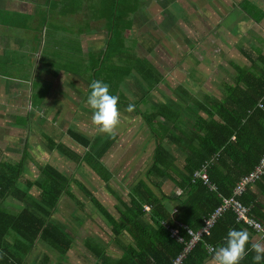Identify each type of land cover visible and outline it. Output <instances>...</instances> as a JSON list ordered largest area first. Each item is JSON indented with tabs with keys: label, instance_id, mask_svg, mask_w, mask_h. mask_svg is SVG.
I'll return each instance as SVG.
<instances>
[{
	"label": "trees",
	"instance_id": "trees-1",
	"mask_svg": "<svg viewBox=\"0 0 264 264\" xmlns=\"http://www.w3.org/2000/svg\"><path fill=\"white\" fill-rule=\"evenodd\" d=\"M60 1L63 2L61 8L68 14L81 11L89 15L91 21L104 20L108 28L118 32L115 37L119 38L131 30L132 23L128 24L126 18L143 6V0ZM108 49L101 56L103 61L111 54H116L113 50L118 48L111 45ZM119 58L123 59V63L114 68H107L101 61L96 67H91L94 68L90 71L91 81L101 79L108 83L110 92L119 97L120 113L122 110L131 112L152 131L156 147L152 163L145 174L150 186L139 182L133 188L128 202L122 203L125 211L119 212L121 217L117 221L90 190L83 189L84 185L75 176H69L49 163L34 162L36 171H33L28 144L19 151L18 157L0 158V264H27L37 241L50 248V251H56L62 261H67L66 254L74 243L52 219L59 211L62 199L77 200L74 188L82 189L91 199L92 212H85L87 216L90 217L96 208L111 223L112 235L123 236L125 240L123 243V240L115 237L119 250L112 253L119 251L121 254L117 257L109 254L108 244L101 241L94 244L89 240L86 250L88 264H171L183 251L189 236L181 230L179 236L184 242L180 243L171 238L170 229L176 227L177 223L194 231L201 229L204 221L221 205L222 199L232 197L239 180L253 171L264 156L263 53L251 57V66L234 65V82L222 86L221 96L200 100L181 87H169L180 97L179 101H173L172 104H168L171 100L167 104H154L150 100L152 92L159 91L163 78L156 69L149 68L148 61L136 55L133 57L132 53L125 50L119 51ZM127 81L131 84H127ZM132 86L137 88V94H128ZM31 103L32 108L40 111L42 99H33ZM129 104L134 105L132 111L126 110ZM181 105L183 108H180ZM31 114L12 115L15 125L23 127L27 134L35 123ZM48 114L47 111L41 116L44 123L47 122ZM81 117L76 115V118ZM124 121L120 115L119 123ZM58 129L61 131L62 128ZM93 131H98V128L94 126ZM67 134L89 148L94 158H103L117 140L115 134L99 136V133H95L92 139L72 129ZM42 137L45 141L44 152H67L63 143L56 142L46 134ZM70 156L72 160L78 156L80 159L75 161L77 163L87 162L85 157L75 152ZM205 165L209 184L215 191L202 180L194 179V174ZM166 176H177L172 182L181 190L180 194L168 195L162 191V180L158 178ZM255 185L264 191V176ZM249 192L250 188L240 201L250 207L255 219L264 225V213L259 212L261 205L256 203L255 195ZM9 198L23 203L20 213H11L3 208ZM173 206H176L175 211H171ZM145 207H149V210L146 211ZM162 223H166V226ZM229 229H244L249 233L246 248L256 237L252 229L238 223L235 215L229 211L217 219L210 234L188 254L183 264H206L214 255L208 253L207 246L215 249L226 243ZM254 255V251H248L240 264H253Z\"/></svg>",
	"mask_w": 264,
	"mask_h": 264
},
{
	"label": "crops",
	"instance_id": "crops-1",
	"mask_svg": "<svg viewBox=\"0 0 264 264\" xmlns=\"http://www.w3.org/2000/svg\"><path fill=\"white\" fill-rule=\"evenodd\" d=\"M256 1L260 3V7ZM76 3L73 2L72 4ZM237 4H240L238 5L239 8L234 10V3H232V11L227 8L225 0H143V6L137 13L126 18L128 24L132 23L131 30L124 32L119 38L115 37L118 32L108 28V24L104 20L91 21L89 15L82 14L81 11L76 14H68L61 8L63 2L60 0H0V94L3 90L2 92H5L6 97L11 94L16 101H29L31 110L28 111H31V116H33L34 109L31 103L33 99L40 98L42 103L74 102L79 97L75 94L81 93L83 89L85 90L82 93L86 94V97L88 95L92 79L90 71L94 69L91 67H96L100 61L107 68L121 65L123 59L119 58V51L125 50L132 53L133 57L136 55L138 58L148 61L149 68L153 67L161 75L160 77L163 79L159 86V101L171 100L168 92L180 100V97L169 87H181L191 96L200 100H204V97L214 99L221 96V88L224 84H233L236 77L235 64L239 67L249 66L251 57L264 54V0H237ZM79 10L81 9L79 8ZM229 20L233 24L232 29L235 28V30H229V25H224L227 31H224V34L217 33L221 21ZM196 31H199L201 35L198 37L197 45L192 47L190 39L194 37ZM225 32L227 33L225 34ZM253 38L257 43L253 42ZM222 39H228V41L224 42ZM237 40L240 45L236 43ZM217 41L224 42L223 50H218L220 46H217ZM172 42L173 47L182 46L183 48L185 45L187 53L194 48L191 51L192 54H198V65L196 67L192 65L195 70L192 72L194 75L189 74L190 81L185 82L181 73L185 67L183 61L187 53L185 54L181 50L179 52L180 59L178 58L179 61L175 63L173 59L168 60L172 55L169 50L172 47ZM71 44L75 46L72 47ZM111 45L118 48L113 50L116 54H111L103 61L101 56L109 51L108 48ZM225 46L230 47L226 48ZM211 54H216L218 58L210 57ZM232 58L234 61H231ZM194 59L196 60V58ZM204 65L208 69L214 67V70L218 71H220V67L224 66L227 68L224 71L230 74V77H225L224 72L214 75V79L210 72L206 76L205 72L202 71ZM46 68H49L50 72L47 73ZM174 70L177 71V76H175ZM13 75H15L12 82L14 84L10 85L5 79L12 78ZM17 75L23 76V78L18 80ZM170 76H175L177 79L183 76V78L182 81H176V84H173ZM23 79L27 81L26 84L19 83ZM39 79L49 83L51 88L55 85L60 86V88L42 90L38 86ZM111 82L114 85V82ZM127 84L131 83L127 81ZM6 87L9 89L6 90ZM55 93H58L59 96L50 97ZM132 93L137 94L136 87H131L128 94ZM150 96V100L155 104L154 94ZM61 108H63L62 105H56L51 113L58 109V112L55 113V116L58 117L61 115ZM20 110H24L23 107ZM50 110L45 104L43 112L48 111L51 114ZM40 111L34 115H39ZM26 113L25 115L30 114ZM76 115L78 114H73L70 119L75 121ZM81 116L83 115L81 114ZM137 118V121L141 120L139 117ZM75 122L78 123L79 128L86 126L80 119ZM121 125L123 123L118 124L113 134H108L109 136L115 134L117 140L112 143L109 152L103 158L98 156L94 158L92 152L88 151L89 148L69 136L67 134L68 130L71 129L69 125L60 131L61 134H65L63 137L65 147L87 160L86 163L83 161L77 163L71 160V164L77 163V165L74 168L75 171H71L69 176H75L79 179L84 185L83 189L86 188L91 191V187L95 186L102 192H109L117 201V203L108 206L109 208L104 206L102 199L100 200L96 195L93 196L117 221L121 217L119 212L125 211V206L122 203L128 202L133 188L139 182L150 184L145 174L152 163L156 147L152 131L145 129L146 132L143 136L146 137V141L135 147L136 151L128 148L127 152L122 151L123 154L116 158V149L129 147L130 140L133 141L132 137L129 140V138L125 139L124 134H120L125 132L121 129ZM141 125L144 127L142 120ZM80 130L81 136L85 138L92 139L95 137L93 125L88 130V133L94 134L91 137H87L84 130ZM54 153L63 156L57 151ZM76 157V160L80 159L78 156ZM63 160L65 161V159ZM132 164L134 165L132 166ZM137 164H141V167L136 168L135 165ZM77 171H81L82 176H78ZM134 171L135 174L131 176L129 183L125 186V193H118L113 190L112 185L115 182H121L120 178L130 176ZM158 179L162 180L161 188L164 193L173 195L181 192L172 182L173 179H177V176H166ZM256 185L249 187V193L255 195L256 203L261 205L259 212L263 214L264 191ZM73 192L77 200L62 199L58 211L70 212L72 218H67L66 221L73 220V223L67 224L63 220L55 219L56 214L52 219L63 230L66 231L69 228L72 231V236L66 231L74 243L71 250L66 254L67 261H62L56 251H50V248L42 246L37 241L33 252L27 259L29 264H88L86 250L89 240L96 244L100 241L105 243L109 236L116 237L112 235V225L109 220L104 214H99L96 208L93 210L94 214L92 213L90 217L87 216L85 212L91 213L93 205L85 191L74 188ZM91 193L93 194L92 191ZM23 206V203L18 199L9 198L5 201L3 208L11 213H20ZM175 210L176 206H173L171 211ZM105 221L109 223V226L104 223ZM94 226L97 231H94ZM116 238L122 241L124 237ZM123 241L125 243V240ZM253 243L264 244V241L254 236ZM107 244L109 254L115 257L121 254L119 251L110 253L111 250L116 249L112 243L109 244L108 242ZM211 260L214 259H208L206 263L208 261V264L216 263L215 260V262H211Z\"/></svg>",
	"mask_w": 264,
	"mask_h": 264
},
{
	"label": "rangeland",
	"instance_id": "rangeland-1",
	"mask_svg": "<svg viewBox=\"0 0 264 264\" xmlns=\"http://www.w3.org/2000/svg\"><path fill=\"white\" fill-rule=\"evenodd\" d=\"M225 1H226V6L228 9L232 10V3H234V5H233L234 10H235V8H239L238 5H240V4H237V0H225ZM256 2H258V1H256ZM259 7H260V3H259ZM216 22H218V21H216ZM224 25L225 26L229 25V28H228L229 30H235V28L232 29L233 24L231 23V20L223 21V22L221 21L220 28H219V31H217V33L224 34V31H227L224 28ZM193 33H194V31L192 32V34ZM226 33L227 32H225V34ZM200 35H201V33L199 31H196L194 37L190 39V45L192 47L197 45L198 37ZM214 35H216V34H214ZM222 40L224 42L228 41V39H222ZM217 42H218L217 46H220L218 50H223L224 42H221V41H217ZM238 42L239 41L237 40L236 43H238ZM253 42L257 43V41L254 38H253ZM238 44L240 45V43H238ZM71 45H72V47L75 46L74 44H71ZM175 47L176 46L173 47V42H172V47H171V49H169L172 55L170 56L171 58L168 59V60L173 59L174 63L179 61L178 60V58L180 59V57H179L180 53L179 52L181 50L185 54L187 53L186 52L187 48L185 45L183 48H182V46H179V48L178 47L175 48ZM225 47L228 48L230 46H225ZM238 49H240V48H238ZM192 50H194V48ZM192 50H189V52L187 53V55H185V58H184L186 61L185 60L183 61V66H185V67L182 69L181 73L184 76L185 82L190 81L189 80V74L194 72V70H195L194 66L192 67V65H195V67L198 65L197 64L198 54H195V55L192 54V52H191ZM191 56H193V57H191ZM210 57H213L216 59L218 58V57H216V54H213V55L211 54ZM194 58H196V60ZM187 59H189L190 61ZM231 61H234L233 58L231 59ZM224 69H227V68L222 66V67H220V71H218V70H214V67H210L209 69L206 65H204L202 67V71L205 72L206 76H207L208 72L212 73V75H211L212 78L215 77L214 75H217L218 73H223V72L225 73V77L226 76L230 77V74H227V72L224 71ZM45 71L47 73L50 72L49 68H46ZM173 72L175 73V76H177V73H176L177 71L174 70ZM52 73H54L53 70H52ZM14 76L15 75H13L12 78L9 77V78L5 79L8 82V84H10V85L14 84V83H12L14 81ZM17 76H18V78H17L18 80L23 78V76H20V75H17ZM175 76L169 77L173 84H176V81H178V82L182 81L183 76L180 77V79H177V77H175ZM206 76H204V77H206ZM19 83L26 84L27 81L23 79V80H21V82L19 81ZM38 86H40V88H42V90H52V89L57 90V88H60V86H57V85H55L53 88H51L52 86L49 83L44 82L43 79H42V81L39 79ZM5 89L6 90L9 89V87H6ZM158 89H159V87H158ZM211 89H212V87H211ZM83 90H85V89H83ZM83 90L81 91V93L79 92L78 94H75V95H79L78 99L74 101V102H76L75 104H74V102H65V101L58 102V104H56V102L55 103L46 102V107L48 109H51L50 113L56 107V105L60 104L63 106V108H61V110H60L61 115L58 116V118H56L57 116H55V113L58 112V109H57L53 113L49 114V116L46 118L47 122H45V123L42 120L43 117H41L42 114L44 113L43 112L44 103H41V105H40L41 111L39 112V115H34L38 111L33 109L32 118L33 119L35 118V121H34L35 123L33 124V128L30 130L29 134H27V132H25L23 130V127L15 125L14 117L12 115H19L20 114L21 116H23V115H25L26 112H27L26 114H29L31 112V111H28V110H31L29 108L30 102L29 101L19 102V100L16 101L13 99V96L11 94L6 97L5 92H2L3 91L2 90L1 94H0V128H3V130L0 131V152H1L0 158H3L2 160H4V158L5 159H12L14 155L18 157L20 155L19 151H21L23 149V147L28 144L29 152L31 155L30 156L31 157L30 162H31V167H32L33 171L34 170L36 171L35 165H33L34 162H37L40 164L49 163L51 165H55L61 171L65 172V173L67 172L68 175L71 174V171L72 172L75 171L74 168L77 165V163L71 164V160H72L71 156H70L72 154L71 150L67 149L66 150L67 153L62 154L63 156L56 154V153L50 154L47 151V149H46V151H47V153H46L43 151L45 149L43 142H45V141H44V138L42 136H43V134H46L51 139H53L57 142L63 143L64 142L63 137H65L64 136L65 134H61L60 130L58 128H65L68 125L71 127V129L73 131H76L78 133H81L80 129L84 130V133L87 137H91L93 135L91 132L88 133L89 132L88 130L90 128H92L93 123L91 121V115H90L91 109L86 104V94L82 93ZM158 93H159V91L158 92H152V94H154V99H155L154 101H156V103H164V104L166 103L167 104V102L169 100L159 101ZM58 96H59L58 93H55V94L51 95L50 97L56 98ZM70 96H71V93H70ZM168 96L171 99V101H169L168 104H172L173 101H175V102L179 101L178 99H176L172 96L171 92H168ZM65 97L67 98V95H65ZM20 103H22V104H20ZM21 107H23L24 110H20ZM180 108H183V106L181 105ZM79 109H80V111H79ZM76 112L78 113V115L80 117H81V114L83 115L80 118V120H82V122H84L86 124V126H82L81 128H79L78 123L75 122L79 118H76L75 121L70 119V117L73 114H76ZM120 115L123 116L125 119L123 125H121V129L125 130V132L120 133V134H124L125 139L129 138V140H130V138L132 137L133 141L130 140L129 147L117 148L115 151L116 158L120 157V155L123 154L122 151L127 152L128 148H131L132 150L136 151L135 147H137L140 143L146 141V137L143 135H144V132H146L145 129L148 130V126L144 123V121H142L143 126H144V127H142L141 120L137 121L138 118L135 117V115L132 114L131 112H126V111L122 110ZM40 117H41V119H40ZM52 120H53V122H52ZM93 126H95V125H93ZM114 131H115V129H114ZM95 133H100L99 136L107 134V133H102L99 130L95 131ZM67 139H69L68 136H67ZM124 142H125V140H124ZM63 159H65V161ZM74 161H76V160H74ZM133 165L134 164H132V166ZM139 166L141 167V164L135 165L136 168H139ZM76 174L78 176H82L81 171H77ZM134 174H135V171L130 176H125V177L120 178L119 180L121 182L118 181L112 185L113 190H115L118 193H125V186L129 183L131 176H133ZM106 182H107V180H106ZM91 191L93 192V195H96L99 197L100 200L101 199L103 200V204L106 207L111 206V204L117 203V201L107 191L102 192L101 190H99V188H96L95 186L91 187ZM67 218L68 219L72 218L70 212H67V211L57 212L55 215V219L63 220L64 223H67V224L73 223L72 222L73 220L72 221L71 220L66 221ZM104 223L109 226V223L107 221H105ZM93 228H94V231H97L95 226ZM66 231L70 234V236H72V231H70L69 228ZM255 235L259 240L264 241V233L263 232H255ZM108 238L109 239L104 244H107L108 242L111 241L114 248L116 250H119V245H118L115 237L109 236ZM208 247H212V246H207V251H208ZM212 248H214V247H212ZM113 251L114 250H111L110 253H112ZM213 254H214V252H213ZM211 258L214 259L213 257H211ZM208 262L206 264H208ZM211 262H215V261L211 260ZM210 264H216V263H210Z\"/></svg>",
	"mask_w": 264,
	"mask_h": 264
},
{
	"label": "clouds",
	"instance_id": "clouds-1",
	"mask_svg": "<svg viewBox=\"0 0 264 264\" xmlns=\"http://www.w3.org/2000/svg\"><path fill=\"white\" fill-rule=\"evenodd\" d=\"M86 104L91 109L93 125L102 133L113 134L120 121V108L119 97L110 92V85L101 79H93L89 85ZM133 107L134 105L129 104L126 110L132 111ZM248 243L249 233L246 230L229 229L226 243L214 250L213 258L216 264H240L248 251L255 252L252 257L253 264H261V261H264V244L252 243L246 248Z\"/></svg>",
	"mask_w": 264,
	"mask_h": 264
},
{
	"label": "built area",
	"instance_id": "built-area-1",
	"mask_svg": "<svg viewBox=\"0 0 264 264\" xmlns=\"http://www.w3.org/2000/svg\"><path fill=\"white\" fill-rule=\"evenodd\" d=\"M264 176V157L259 164L249 174L243 176L236 184L232 197L222 199L221 205L213 212V214L204 221V225L198 231H194L185 225L177 223L176 227L170 229L171 238L183 243V239L179 236L180 231L184 230L189 236V240L185 243L183 251L180 255L172 261V264H183L188 254L203 241L205 236H208L214 227L218 218L222 217L227 212H232L238 223L244 224L247 228L252 229L254 232H263L264 226L258 222L251 214L249 207L245 206L241 201V197L246 193L247 189L258 182ZM195 179L202 180L205 184L209 185L210 189L215 191V188L209 183L207 176L206 165L200 171L194 174ZM179 192L178 194H180ZM148 211L149 207H145ZM166 226V223H162ZM214 248L208 247V253L212 255Z\"/></svg>",
	"mask_w": 264,
	"mask_h": 264
},
{
	"label": "bare ground",
	"instance_id": "bare-ground-1",
	"mask_svg": "<svg viewBox=\"0 0 264 264\" xmlns=\"http://www.w3.org/2000/svg\"><path fill=\"white\" fill-rule=\"evenodd\" d=\"M175 184V183H174ZM219 189V188H218Z\"/></svg>",
	"mask_w": 264,
	"mask_h": 264
}]
</instances>
